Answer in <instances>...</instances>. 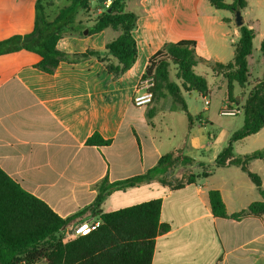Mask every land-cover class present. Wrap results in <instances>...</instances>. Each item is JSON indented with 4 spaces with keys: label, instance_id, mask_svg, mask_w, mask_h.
Returning a JSON list of instances; mask_svg holds the SVG:
<instances>
[{
    "label": "crops",
    "instance_id": "crops-1",
    "mask_svg": "<svg viewBox=\"0 0 264 264\" xmlns=\"http://www.w3.org/2000/svg\"><path fill=\"white\" fill-rule=\"evenodd\" d=\"M37 1L0 0V42L32 32ZM96 7L89 13L80 12L78 21L92 26L103 11ZM50 8L45 6V14L52 22L62 8L49 15ZM126 10L137 15L133 36L138 56L117 79L94 58L76 64L62 62L54 74H47L36 68L41 57L35 52L0 55V168L62 218L82 213L79 222L95 221L100 216L90 207L102 180L107 177L113 184L145 175L162 156L177 152L180 159L176 165L157 168L140 185L113 191L100 211L109 213L162 200L160 221L169 230L156 237L152 264H264V216L239 220L216 217L209 200L210 191H219L229 216L263 201L240 167H221L214 162L240 128L214 124L205 105L194 115L198 129L192 119L184 138L173 142L155 133L157 129L172 130V125L155 121L158 115L163 120L164 114L173 111L170 97L146 108L132 102L150 58L167 43L194 40L197 55L203 60L196 73L203 76L208 71L218 88H223L227 103V82L207 63L233 61L240 38L236 16L216 9L208 0H131ZM241 13L243 23L254 31L249 83L245 89L235 86L237 100L245 101L252 86L264 78V70L262 78H254L251 67L254 53H261L264 41V0H247ZM119 35L109 28L91 36H64L57 48L70 54L103 51ZM261 58L264 68L262 54ZM195 94L186 97L187 104ZM208 123L215 128L209 140H203L198 135ZM95 133L111 143L88 145ZM262 149L264 128L234 143L236 157ZM183 156L194 159V164L188 165ZM249 170L260 176L264 190V158L250 162ZM191 175L194 179L188 181ZM178 184L183 186L176 189ZM72 228L67 230L69 235Z\"/></svg>",
    "mask_w": 264,
    "mask_h": 264
},
{
    "label": "trees",
    "instance_id": "trees-1",
    "mask_svg": "<svg viewBox=\"0 0 264 264\" xmlns=\"http://www.w3.org/2000/svg\"><path fill=\"white\" fill-rule=\"evenodd\" d=\"M43 0L36 4V21L32 32L16 35L0 42V55L27 50L40 55L36 68L47 74H54L62 62L76 64L87 59H97L104 64L114 79L127 72L138 56V47L133 32L137 26V15L126 10L131 0H104L97 5L103 11L94 24L87 27L78 21L80 12L89 13L93 0H70V5L62 8L57 17L48 21ZM213 7L228 10L234 15L242 12L247 0H208ZM107 2L110 5L106 7ZM111 9L109 12L108 10ZM88 36L101 33L109 28L120 33L109 41L103 51L88 49L83 53L70 54L57 48L64 36ZM240 38L236 45L233 61L228 64L207 63L213 73L223 75L227 82V100L239 103L243 111V126L230 136L228 145L218 155L217 166H238L247 173L263 198L253 203L246 211L229 216L219 191L209 192L213 214L220 218L239 220L244 217L264 216V190L259 175L249 170L250 162L264 158V149L236 157L234 143L264 128V78L252 86L245 101L237 100L235 86L245 89L251 77L249 59L253 55L254 31L243 24L239 26ZM196 41L182 40L167 43L149 61L142 80L154 79L153 102L170 97L187 115L186 97L198 94L203 99L210 96L208 81L196 73L195 68L203 62L196 52ZM264 61V41L261 46ZM187 95V96H186ZM111 142L94 134L87 140L91 146H107ZM177 152L168 153L158 160V165L145 175L125 181L109 183L106 177L97 187L98 195L90 207L100 216L101 225L89 235L64 240L61 234L70 230L80 221L82 213L62 218L43 200L25 191L17 182L0 168V264H152L156 237L167 232L169 226L160 221L162 200L155 199L132 207L103 213L100 207L105 198L115 190H124L142 184L151 174L164 165L174 166L180 159ZM188 165L194 159L183 156ZM189 176L188 181L193 180ZM183 185L174 186L176 189Z\"/></svg>",
    "mask_w": 264,
    "mask_h": 264
},
{
    "label": "rangeland",
    "instance_id": "rangeland-1",
    "mask_svg": "<svg viewBox=\"0 0 264 264\" xmlns=\"http://www.w3.org/2000/svg\"><path fill=\"white\" fill-rule=\"evenodd\" d=\"M68 2H70V0H61L60 2H57V3H56V0H43L42 4L45 6L51 5V8L49 9V13H48L49 15H51L52 12H55L59 8L66 6ZM261 60H262L261 53L259 51L255 52L253 56V60H251L252 61L251 67H252V73H253L254 78H262L264 68H263V62ZM202 70L203 68H199L198 72H202ZM203 76L208 81L210 91L212 93V95L208 97L210 104L207 106V109H209L208 115L213 118L214 124H226V125L236 124L237 128H241L243 125V117H244L242 114L239 115L238 117L228 118V117H222L219 111L221 110V108L224 107V105L234 104L235 106V103L230 102L228 100H227L228 101L227 103L224 102V100L226 99L225 97L226 95L223 91V88L221 90L218 88L219 87L218 82L215 79H213V77H211L208 71H206V75H203ZM153 103H155V101ZM161 104L162 106H165V102H162ZM172 105L175 110L173 109L172 112L164 114L163 120H162L161 115L160 116L158 115L157 117H155L156 122L162 121L164 123L170 124V126L172 125L171 132L167 129L165 130L157 129L155 133L158 136H161L164 138L169 137L171 138L173 142H177V141L182 140V138H184L185 131L187 127L190 125V122L185 112L179 106H177L173 102H172ZM204 107H205V101L198 94H195L192 98H190L188 102V110L193 116L196 114L197 111H201ZM193 116H192V119L195 124V128L198 129L196 118L195 116L194 117ZM214 128L215 127L211 123H208L206 126V129L201 128L198 137H201V139L203 140H209V133H212ZM61 236L64 240L65 239L71 240V236H69L68 231L63 232ZM37 264H44V263L40 262Z\"/></svg>",
    "mask_w": 264,
    "mask_h": 264
},
{
    "label": "built area",
    "instance_id": "built-area-1",
    "mask_svg": "<svg viewBox=\"0 0 264 264\" xmlns=\"http://www.w3.org/2000/svg\"><path fill=\"white\" fill-rule=\"evenodd\" d=\"M154 79L148 78L146 80H142L140 83V87L137 89L134 97H133V105L135 107H148L153 103V92L152 87L154 86ZM205 105L208 106L210 104L208 98L204 99ZM220 114L223 117H236L242 113V110L238 106H234V104L225 105L222 110H220ZM101 225V219L95 221H82L75 224L71 230V239L82 237L85 235L92 234L99 226Z\"/></svg>",
    "mask_w": 264,
    "mask_h": 264
},
{
    "label": "water",
    "instance_id": "water-1",
    "mask_svg": "<svg viewBox=\"0 0 264 264\" xmlns=\"http://www.w3.org/2000/svg\"><path fill=\"white\" fill-rule=\"evenodd\" d=\"M104 2V0H93L92 1V7H96V5H99V4H102ZM109 12L111 11V9L108 10ZM236 24L238 26H241L243 25V17H242V13L241 12H237L236 13ZM88 34V30H85L84 31V35H87Z\"/></svg>",
    "mask_w": 264,
    "mask_h": 264
}]
</instances>
